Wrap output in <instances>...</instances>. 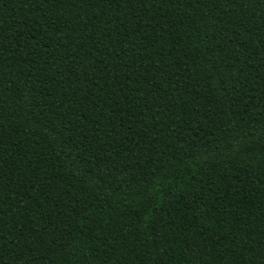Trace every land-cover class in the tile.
Listing matches in <instances>:
<instances>
[{"label":"trees","instance_id":"obj_1","mask_svg":"<svg viewBox=\"0 0 264 264\" xmlns=\"http://www.w3.org/2000/svg\"><path fill=\"white\" fill-rule=\"evenodd\" d=\"M0 264H264V0H0Z\"/></svg>","mask_w":264,"mask_h":264}]
</instances>
